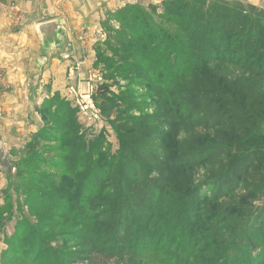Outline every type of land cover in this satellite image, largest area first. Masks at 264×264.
<instances>
[{
    "label": "trees",
    "instance_id": "1",
    "mask_svg": "<svg viewBox=\"0 0 264 264\" xmlns=\"http://www.w3.org/2000/svg\"><path fill=\"white\" fill-rule=\"evenodd\" d=\"M148 8L157 22L137 16L139 6L124 9L120 51L113 47L105 51L106 45H101L97 56L112 77L126 80L136 75L134 87L143 90L155 82L147 93L163 99L161 105L160 100L152 105L166 107L155 117L162 123L143 136L139 119L126 123L122 118L138 161L120 157L106 162L99 151L83 153L82 145L74 151L66 143L53 148L69 180L58 188L44 182L38 169L31 170L24 186L32 192L25 204L39 217L45 210L57 213L49 222L39 221L41 230L59 227L68 238L67 253L56 264H78L92 256L123 260L120 256L132 245L134 225L129 211L117 212V196L126 189L118 175L139 179L140 184L149 177L138 167L144 162L157 169L155 180L170 187L173 170L183 171L182 186L192 189L188 200L193 210L202 213L206 205L212 206L208 215L217 221L206 231L221 246L233 231L231 222L239 218V206L247 204L241 211L250 218V246L258 250L256 260L262 261L264 150L244 145L251 135L249 118L264 123V9L241 0H162L161 12L156 6ZM146 38L151 40L145 43ZM174 50L179 53L172 56ZM132 95L130 90L123 93L118 104L130 106ZM137 104L134 110L142 111ZM175 134L177 144H168ZM58 135L74 141L67 129L56 131L55 138ZM148 198L157 204L154 210L158 206L161 210L165 195L159 189ZM70 200L72 204H66Z\"/></svg>",
    "mask_w": 264,
    "mask_h": 264
},
{
    "label": "rangeland",
    "instance_id": "2",
    "mask_svg": "<svg viewBox=\"0 0 264 264\" xmlns=\"http://www.w3.org/2000/svg\"><path fill=\"white\" fill-rule=\"evenodd\" d=\"M38 1L40 10L36 13V6L29 5L33 13L28 15L27 20L16 13L11 15L10 27L6 30L0 27V36L5 37V44L0 42V53L2 48H7L11 54L10 60L0 54V84L6 81L5 85L10 90L17 89L22 96L18 101L22 108L13 113L18 116L14 117L13 129L9 132L0 130V134L11 137L10 147L0 149V264H56L67 253L68 238L61 228L40 229L39 221L44 219V222H49L57 215L55 210H45L39 217L37 211L31 212L25 204L29 200V192H32L31 187L24 186L31 179V170L38 169L44 182L58 188L64 185V180H69V175L57 162L53 148L57 150L60 144L66 143L70 145L69 150L74 151L82 145L83 153L99 151L106 162L120 157L137 160L133 151L136 147L131 146L135 142L125 135L126 125L122 118L126 123L139 119L143 125L140 127L141 133H138L145 136L157 129L158 123H162V118L155 121V117L166 109L164 106L152 108L157 100H160V105L163 103L159 96H148L147 91L156 87L155 82L143 90L134 87L136 75H128L126 80L112 77L104 71L97 56L101 45L107 46L103 49L105 51H108V47L120 51L119 43L123 42L119 24L126 22L125 17L120 15L121 11L139 6L136 15H142L140 18L144 15L147 22L151 20L153 23L154 16L148 7L156 6L161 12L162 0H99L96 4L92 0V6L88 4L86 7L87 16L83 18L76 11L69 20L68 43L75 39L74 55H68L65 51L63 55L47 58L40 54L34 28L38 22L51 20L53 8L60 6L55 3L53 7V0ZM241 1L264 9V0ZM61 11L64 12L62 7ZM74 19L78 20L79 26L76 28L71 25ZM136 26L135 30L138 29ZM140 28L146 32L144 27ZM10 36L12 39L8 40ZM150 40L146 38L144 42ZM178 53L179 50H174L171 55ZM129 90L133 92V103L125 108L118 104V100ZM86 95H89V101L98 113L96 119L81 113L76 105V97L85 98ZM140 96H143L142 101H139ZM135 103H140L137 105L143 110H134ZM27 109H32L37 115L40 123L38 129L35 123L33 125L32 115ZM18 121L24 123L22 128H19ZM249 123L251 135L244 149L259 146L264 150V123L255 118H249ZM63 128L70 131L73 136L71 140L74 141L68 142L59 135L55 138V132ZM57 138L59 144L53 143ZM178 140L179 136L175 134L172 140L166 142L174 145ZM124 152L128 155H123ZM42 161L44 164L39 166ZM37 163L39 167H36ZM138 167L141 173L143 170L149 177L137 184L139 179L119 174L126 189L123 196H117L118 203L115 202L120 215L126 211L131 215L134 225L131 248L120 256L123 260L92 256L89 261L78 264H264V260H256L258 250L250 246V218L241 211V208L248 207L247 204L239 206V218L231 222L233 231L230 236L227 235L225 245L221 246L206 231L208 225L217 221V218L208 215L212 206L206 205L202 213L193 210L188 200L192 189L182 186L183 171L173 170L175 179L168 187L154 179L159 175L154 166L138 162ZM137 185H140L139 189ZM156 188L165 195L161 210L159 206L154 210L157 204L148 198ZM141 189L142 192L139 191ZM127 198L130 199L127 201ZM66 204H72V201ZM111 205L114 206L112 202ZM133 205L135 209L129 208ZM152 208L154 211L151 212Z\"/></svg>",
    "mask_w": 264,
    "mask_h": 264
},
{
    "label": "crops",
    "instance_id": "3",
    "mask_svg": "<svg viewBox=\"0 0 264 264\" xmlns=\"http://www.w3.org/2000/svg\"><path fill=\"white\" fill-rule=\"evenodd\" d=\"M43 1V0H42ZM53 7L54 4H59V8L57 7L56 9L53 8V16L51 19L53 18H58L61 17L65 20V22L67 23L68 26V37H69V33H70V18L75 16V13H79V15L83 16H87L88 10H87V5L89 4L90 7L92 0H53ZM38 0H0V27L4 28V30H6L8 27H10L11 23H10V19H11V15H15L16 13H20L21 15H23L25 17V19L27 20V18L29 17L28 15L33 13L32 10H30L29 5L34 4L36 6L35 12L37 13V10H40L38 8ZM94 3H99V0H94ZM61 7L64 9V12L61 11ZM13 9V10H12ZM77 11V12H76ZM8 16V17H7ZM32 16V15H30ZM47 21V20H46ZM39 23V22H38ZM71 25H73L72 27L76 28L78 25V20L74 19L71 22ZM10 39H12V37H8ZM75 41L72 40L71 41V47H72V55H74V50L75 49V44L73 43ZM0 42L5 44V37L0 36ZM8 43V41H7ZM77 46V45H76ZM3 54V57H8L9 60L11 58V54L9 53V50L7 48H2L1 49V53ZM9 76V75H8ZM10 77V76H9ZM6 82V81H5ZM4 84H0V109L2 110V114L0 115V130L3 131H10L13 128H11L12 124H15L14 121V117H18L16 116V114H13L14 112H17L18 109L22 108L21 104L18 103V101H21V95L19 93V90L17 89H13L10 90V88H8V86ZM24 101V98H23ZM30 108V107H29ZM27 112L30 113L32 115V120L31 118H29L32 122L33 125L35 123L34 126H36V129L39 128V124L38 123V117L37 115L34 114L33 110L31 109H27ZM35 115V118H34ZM16 120V119H15ZM30 121V122H31ZM17 124H19V128H22L24 123H21V121H18ZM33 129V130H36ZM18 131V128H17ZM10 138H8L7 135L4 134H0V149H6V146L10 147ZM20 140V139H18Z\"/></svg>",
    "mask_w": 264,
    "mask_h": 264
},
{
    "label": "water",
    "instance_id": "4",
    "mask_svg": "<svg viewBox=\"0 0 264 264\" xmlns=\"http://www.w3.org/2000/svg\"><path fill=\"white\" fill-rule=\"evenodd\" d=\"M35 35L42 57L47 58L56 54L72 55L71 44L68 43V28L61 17L42 21L35 25Z\"/></svg>",
    "mask_w": 264,
    "mask_h": 264
},
{
    "label": "built area",
    "instance_id": "5",
    "mask_svg": "<svg viewBox=\"0 0 264 264\" xmlns=\"http://www.w3.org/2000/svg\"><path fill=\"white\" fill-rule=\"evenodd\" d=\"M86 96L87 97L85 98L76 97V105L80 107L81 113L88 116L90 115L89 118L91 119H96L98 117V113L96 112V109L93 107L92 103L89 101V95Z\"/></svg>",
    "mask_w": 264,
    "mask_h": 264
}]
</instances>
